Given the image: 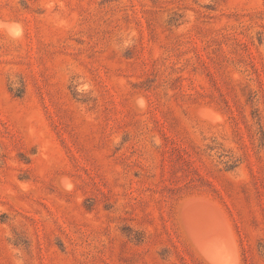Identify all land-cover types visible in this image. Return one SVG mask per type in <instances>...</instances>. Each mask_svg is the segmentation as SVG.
<instances>
[{
  "label": "rangeland",
  "instance_id": "374dc122",
  "mask_svg": "<svg viewBox=\"0 0 264 264\" xmlns=\"http://www.w3.org/2000/svg\"><path fill=\"white\" fill-rule=\"evenodd\" d=\"M0 21V264H264V0Z\"/></svg>",
  "mask_w": 264,
  "mask_h": 264
},
{
  "label": "clouds",
  "instance_id": "9594fccd",
  "mask_svg": "<svg viewBox=\"0 0 264 264\" xmlns=\"http://www.w3.org/2000/svg\"><path fill=\"white\" fill-rule=\"evenodd\" d=\"M0 33H4L9 39L16 41L23 36V26L15 22L0 21ZM67 187L70 188L71 185L69 184Z\"/></svg>",
  "mask_w": 264,
  "mask_h": 264
}]
</instances>
